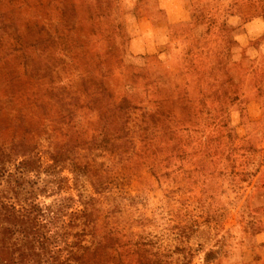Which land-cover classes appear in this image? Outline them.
<instances>
[{
	"label": "rangeland",
	"instance_id": "374dc122",
	"mask_svg": "<svg viewBox=\"0 0 264 264\" xmlns=\"http://www.w3.org/2000/svg\"><path fill=\"white\" fill-rule=\"evenodd\" d=\"M100 87L135 107V145L122 151L131 159L96 153L109 181L101 194L65 166V181L39 203L53 210L69 198L70 214L99 200L91 225L97 238L112 234L110 251L125 252V264L264 263V0H0V142L37 129L46 163L58 100H88ZM184 92L222 118L204 126L220 136L202 145L212 152L208 175L193 170L198 155L172 161L183 172L157 162L163 143L147 151L162 147L155 162L139 149L143 108L153 113L162 99L176 110L172 97ZM88 106L79 113L90 136L98 114ZM196 136L184 147L199 148Z\"/></svg>",
	"mask_w": 264,
	"mask_h": 264
},
{
	"label": "trees",
	"instance_id": "16d2710c",
	"mask_svg": "<svg viewBox=\"0 0 264 264\" xmlns=\"http://www.w3.org/2000/svg\"><path fill=\"white\" fill-rule=\"evenodd\" d=\"M68 99L61 97L58 100L61 109L52 118L53 128L45 137V153L49 155L46 163L39 155L41 143L37 139V129L24 125L21 133L16 132L18 129L12 130L8 143L0 142V264H125V252L115 251V256L110 251L113 250L110 247L112 234L106 235L105 232L106 236L97 238V232L91 225L98 218V209L89 205L99 200L88 197L89 201L82 200L84 209L70 214L65 213L70 206L67 204L69 198L66 201L62 199L63 202L53 210L38 201L40 194L54 190L53 187L60 188V183L65 181L64 177H60L65 166L73 174L75 184L85 176L89 178L95 193L101 194L109 181L101 174L102 164L96 161L101 154L96 153L109 151L116 154L115 157L119 154V160L131 159L122 155L124 149L134 148L135 145L134 130L131 134L127 128V113L135 107L127 97L115 99L100 87L88 100L81 97L77 99L78 102ZM172 101L176 110L165 108L166 102L161 99L153 113L143 108L141 119L135 123L136 133L139 131L142 142L139 149L147 154L144 160L153 156V161H157V151H162V145L157 146L160 147L158 150L149 151V155L147 151L158 141L163 143L165 152L157 162H165V168L185 172L187 169L184 165L176 166L172 161H189V156L198 155L193 170L202 175L214 173L210 163H207L212 152L202 145L219 142L220 136L205 135L209 129L205 130L204 126L208 128V124L216 122L223 125L221 116L207 110L202 112V97H193L184 92L173 96ZM88 105L98 114V118L90 122V136L89 129L83 123L85 119L79 113L82 108H89ZM45 114L47 112L41 113ZM160 119L170 120L169 124L158 126ZM191 133L198 135L199 148L194 150H188L183 145V142L191 143ZM41 173L45 177H41ZM103 174L108 176L106 170ZM88 207L91 210L88 211ZM66 216L70 217L69 222L65 221ZM135 263L140 264V261ZM243 264L255 262L251 258Z\"/></svg>",
	"mask_w": 264,
	"mask_h": 264
}]
</instances>
